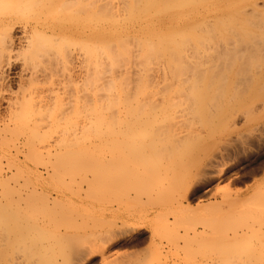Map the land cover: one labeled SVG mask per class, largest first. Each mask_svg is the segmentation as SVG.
Masks as SVG:
<instances>
[{"label":"rangeland","instance_id":"rangeland-1","mask_svg":"<svg viewBox=\"0 0 264 264\" xmlns=\"http://www.w3.org/2000/svg\"><path fill=\"white\" fill-rule=\"evenodd\" d=\"M91 1L94 4L92 15V32L94 42L98 41L97 38L101 35V31H104L106 29V32L119 34V30H122V28L120 27L122 26V21L127 22V20L129 21L137 15V13L136 15L134 13L135 10H138L135 9V6V8H132L131 10L127 8V11H124L125 14L129 12L127 13L129 15L126 14V18H123V16L125 15L122 14V17L121 15H118L119 18L117 17L118 19L115 20L114 17L110 16L113 14H111L106 7L102 6L104 4L103 2L106 0ZM192 1L196 2V0ZM201 1L195 4H191V8H196V5L208 0ZM216 1L218 2H216L217 10L215 11L216 17H214L221 22H214L215 18L214 20L213 18H210L211 20L205 21L204 26L207 24L206 22H209V25L210 21L211 26L213 25V27H211L210 25L209 27L207 25L209 28V32L207 33H210L212 31H210V28L215 29L214 24H218L219 26L220 23L219 27L223 29L224 27H221L222 22L224 23L227 18H229V20L224 24L228 23V25L226 24V27L228 26L227 29H229L227 30L226 27L225 29L230 32L232 25L234 27V18L229 17V15H233V0ZM208 2L207 5L210 6L211 4L209 5ZM1 5L9 7V5L11 4L1 3ZM103 9L107 10L110 13V17H108L107 15L109 13L105 15V11ZM138 14L141 15L140 13ZM223 17H225V19ZM134 19L132 21H134ZM116 21L118 24L116 23ZM113 22H115V24ZM200 22L201 20L199 21V23ZM202 23H200L201 27H198L199 25H195L196 27H198L195 30H192L191 28L190 31L192 30V32L187 30V34L184 33L185 31L182 33H176L175 37L172 36L174 35V33L172 32L160 34L161 37L158 36V33L154 34V36L152 37L153 41L151 42V45H148L146 42H144V46V43L141 44L136 38H126L127 43L125 42L124 44L125 46L129 43L135 44L134 42L131 43V41L135 39V42L138 41L137 43L140 44L136 45V43L135 46L133 44H129V47H134H130L133 50L139 48L137 46L142 45L144 46V48H146L147 45L151 47L155 45L156 47V44L160 43V45H162V49L160 48L161 46L157 45L156 48L159 49L155 48V50L159 53L160 50H162V56L160 55V58V56H158L159 53L157 54L155 52L157 55L154 54L153 59L158 61L159 64H162L166 61L167 57L170 56H164L163 52L164 54H166V52L170 51L172 54L170 52L168 53H170L173 57L176 54L173 55L174 50H172V48L175 49V52L182 51V49H184L185 51L187 49L188 52L191 50V48L193 50L195 49V47H200L199 49H197V51H195L196 53H198V50L200 51V49H204L201 47L202 41L204 42H202L203 44H206L205 41L210 44L209 41L211 39H216L218 37L216 36L217 34L214 35V33L211 32L215 37H212L213 35L211 34L212 36L208 35L210 37H208V39L206 35H204L206 34L205 32L204 34L202 33L204 35H202L203 39L207 38L208 40H203L202 36L198 38L197 33L200 36V31L202 32V30H207L204 29ZM112 24L115 26V29H112L114 28V26L111 28ZM207 26H205V28ZM116 27L118 30L114 32L116 30ZM233 27L231 30H233ZM220 28H218L217 30L221 32L220 34L222 36L225 35L226 37H220L218 31L220 38H217L216 42L225 37L224 39H221V42L225 43L224 40L229 38L228 35H230V33L232 34V32L229 33L224 29L221 30ZM199 29L200 31L198 32ZM121 30L119 34L120 36L122 34H125ZM196 30L197 32H195ZM216 32L217 31H215V33ZM225 32H227L228 34H225ZM170 33L172 34L169 38L168 34L170 35ZM183 33L186 34V36L183 37H187L190 40L185 39L187 40L186 42L183 37H181V35H184ZM193 34L196 36H194ZM163 35L164 37L168 36V38L165 39ZM155 36H157L158 38H156ZM162 37L163 39H160ZM171 38H173L174 40ZM195 38H197L199 41L202 39V41L199 42V45H197L198 41L196 42L197 39L195 40ZM115 39H113V41L115 42L113 43V45L111 43L108 47L106 46L107 48L112 46L110 49H108L109 51H116V49H120L117 46L119 45V41L117 39V41H115ZM159 39L162 41L159 42ZM164 39L166 40V42L164 41ZM169 39H171V42ZM179 39L180 41L184 40L186 44L189 43V40L192 45L189 43L187 45L191 46L185 47L186 44L181 43L182 45H185V48L180 45L181 48L183 47L180 50L179 47L176 46V48L174 46L176 43L178 44L180 42ZM215 39L211 40V46L213 45L212 43ZM192 40H194V42L197 44L193 43ZM128 41L130 42L128 43ZM154 41L156 42V44ZM174 41H176V43H174ZM167 42L170 44V46ZM221 42H219L220 44L217 43V45H215H223ZM123 45L122 48L125 49ZM206 45L203 46L205 47ZM148 46L147 48H149ZM208 46L211 47L210 45ZM96 47L97 46H95V49ZM106 47H102L103 49L101 50H103V52H106ZM165 47L167 48V50ZM144 48L141 49L143 50ZM163 48H165L164 50L166 51H163ZM216 48L219 49V46ZM216 48L214 47V49ZM95 49L94 47L91 48V58H97L99 62L102 60L101 65H103L99 67L101 69L99 71L98 64L95 63L97 60L91 59V61H93L92 64L95 65V67L94 65H92V68H90L92 70L91 72H93V70H98L99 73H101V75L103 76L104 73L107 76L109 75L111 78H109V76L107 78L109 81H112L113 78L107 68H109L110 66L109 70H112V68L115 69L116 67L112 65H115L116 61H113L114 64H112V60L108 59V61L110 62L109 65L107 60H105L104 58L100 60L99 57L101 56V52L98 53L100 49L98 48V51H96ZM214 49H210V51L204 49L205 52L203 53V55L207 53L208 56L213 54L215 56V52L217 51V49L216 51ZM92 50L96 51V53L98 54H93L94 52ZM122 50L120 49L119 53H122L124 55H126V51H129L124 50L125 52L123 51V53ZM202 51L201 53L199 52L201 57ZM107 54L108 52H106L105 55ZM16 55H21L20 57L26 56L25 51L23 53L22 50H17L16 52H14L13 57L15 58ZM98 55L99 57H97ZM19 56L16 60L20 58ZM156 56L161 60H157V58H155ZM208 56L206 58L204 55L205 60L202 57V62L205 65V72L210 73L211 70L208 68L210 66L206 67L209 61L206 64L205 62L209 58L213 59L214 56ZM162 58L165 60H163ZM169 58L170 57H168V59ZM118 59L119 62H121V59ZM172 59L175 60V56L171 58V60ZM94 60L96 61L94 62ZM103 60H105L106 62ZM138 60L139 59H137L136 61ZM36 61L38 62V64H40V66H43V62H45L43 60H41L40 62V59ZM33 63L34 61L32 62V64ZM41 63L43 64L41 65ZM105 63L108 64V67L107 64L105 65ZM227 64L229 66L231 65L230 63ZM33 65H36V63H34ZM38 66L39 65H37V67ZM226 66L227 65L222 66L223 68L219 67L220 69L222 68L221 70L222 72H224L223 75L215 74V77H213L214 75L212 76V74L210 73L212 76V81H215L214 79H219L218 76L220 75L223 76H221L220 78L227 77V80H230L232 78L230 76H232L233 71L232 73L230 71L233 69L229 68L228 66V68H226L225 70ZM93 67L95 69H93ZM102 67H104V69ZM117 67H119V65ZM102 69L105 72H103ZM213 69L216 71L218 68L216 67L215 69L214 67ZM228 69H231L230 71H228L229 73L227 72ZM98 71L96 73L94 72V74H97ZM101 71L103 72V74ZM209 73L206 74L205 77H208L210 75ZM101 75L93 76L92 74L91 76L93 77V79L90 76V82L91 80L93 81V84H91L94 87L93 89L91 84L89 85L91 86L89 87V89H92V92L91 90H89V97H91L89 98V109L87 108L88 110L86 112L90 113V116H87L89 115V113L86 115L90 118H88V121L90 120L89 122L91 124L88 125L91 126L89 127V129H91L90 131H87L88 128L85 131L82 130L81 123H83V121L81 117L85 116V113L84 115H82V109L81 112L79 109H74L76 113L73 110L72 112H74V114L71 112V114L67 115L68 118L64 117V119H62L63 115H66V111H63V113L60 112L61 114L58 111H55L59 108V105L58 107L56 105L57 109L54 108L55 106L51 108L52 113L49 111V109L46 110L47 112L45 111V113L43 111L39 112L37 110L34 111V113H30L33 112L32 110H34L30 109L28 113V115L30 116L26 115V112L28 111V109L26 108L25 110H23L24 112H21L22 109H18L19 112H16L15 110V112L13 113L11 111L9 112V110L1 106L0 113L2 115L0 114V117H2V120H6L4 123L6 124L5 126L7 128L1 121L0 264H209L212 263L213 260V264H220V261L222 262L224 260L225 254V258H227L228 255V258L231 259H225L228 264H235V262L236 264H242L243 262H245L243 264H247L248 262L255 264L258 257L256 258L254 256L264 255V109L261 110L260 107L264 105V76L262 74L256 76L251 82L248 94L243 97L244 108V105L246 103L251 104L253 107L255 106L254 108L252 107V110L250 107V112H248L249 110L247 107L245 109L242 108L244 109L243 111L248 110L247 112L249 114L252 113V116L251 114L250 116L248 115L249 119L252 118V120L249 121L248 124L243 123V120L245 119L244 114L246 113V111L243 112L241 110L237 113L236 109L233 106L235 94L234 88L232 90V88L229 87L230 84H233V82L230 81V83L228 84L229 86L227 85L228 87L226 86V90L223 89L222 92H220L221 94L211 93L208 98L205 97L207 100H205V98L203 99L201 103L203 106L200 105L199 108L196 106L192 109L188 108L183 112V116H180L181 119L174 118L176 119L177 123L174 120V122L172 121L174 125L170 124L167 129L163 128L161 133L159 132V134H162L161 136H164L165 134L166 138L163 137L159 138L162 140L158 139L157 141H152V143L154 144L153 145L151 142H146V140L149 141L148 138H145L146 136L144 137L146 139L144 141L143 136L145 134H143L142 130H140L139 132H142L143 136L141 135V138L143 141L138 140L139 136L134 135L138 132V129H133L132 127H130L129 129H127L128 131L126 129L124 130V127L126 126L123 122L124 113L122 111L118 112V110H121L122 106L118 104V106L115 105V103L119 102V96L123 94L121 92V88H119L121 87V84L120 86L117 85V80V83L116 81L114 83L118 87L116 90L118 95L114 94L118 97L115 98V96L113 95V92L116 93V91L114 90L110 95V98L114 100L117 99L114 103V100H110L108 96L109 92L112 90V88H110L111 83L107 81L106 75L104 76L106 78L105 80L102 78L103 76L101 77ZM94 77H97L96 80L99 81L95 82L96 80L94 79ZM208 78H210V76ZM106 81L107 83H110V85L107 84ZM99 82H102L101 84L103 87H108L109 85L107 89H111L107 90L108 93L106 97H108V102L110 100V102L112 101L111 103L114 104V106L111 107L112 109H115L117 107V109L112 112V115L110 113L111 108L109 107V111L107 108L109 103H105L106 97L102 96L105 97V101L102 97H100L101 95L106 94L104 91V94L101 92L102 89L99 88V85L101 87V84ZM16 86V84H13L11 86V90H13V92L10 90L13 94L9 93V96L11 95L12 102L16 101V99L18 98V96L16 97V90L21 92V90L17 89L19 87ZM97 88L101 90L98 91ZM103 89L105 90L106 88ZM20 92H18V94L21 95ZM42 93L36 96V98L40 95L42 97L40 96L39 98H44L45 94ZM44 93H46L47 95V92ZM95 93L99 96H95ZM99 93L102 94L100 95ZM12 95H15L14 98H12ZM211 96H215V100L213 98H209ZM216 96L219 98H217ZM121 99L122 95L120 97V100ZM34 100L36 99H33V102ZM219 101L220 103H218ZM35 102L37 103L38 101ZM204 103L207 104H205V107ZM105 104L107 105V107L105 106ZM120 104L122 105L121 101ZM3 105H5V103H3ZM105 107L106 109L104 110ZM31 108L36 109V106H32L31 104ZM102 110L104 111L102 112ZM114 112L116 113L115 118H113ZM58 113L60 114L59 116L61 118H59V116L57 115ZM109 113L110 115H108ZM15 114L17 115V117L15 116ZM53 114H55L56 117L58 116V123L55 121L57 118L53 120V118L55 117V115ZM75 114L79 115L77 116ZM34 116H36V118ZM101 116H103L102 119ZM133 116L139 118L137 115L135 116V113H133ZM110 117H112V120L110 119ZM164 117L160 116L159 118ZM35 119H37L39 122L35 121ZM60 119L63 121V123ZM66 119H72V121L69 120V122ZM113 119H115L114 125H112ZM167 119L169 120V118L167 117L166 119H164V122H167ZM77 120L78 122H80L78 123ZM74 121L75 123L77 122V125H75ZM40 122L42 123L40 124ZM67 122H69L68 125H65L67 124ZM91 122L94 123L92 124ZM49 123H51L52 125ZM70 123L75 127H78L76 129L72 126L74 130H77L74 132H78L80 125L81 128L79 130L81 131L78 133L80 135H86L80 137L81 139L83 137V141L81 139L77 141L74 140V144L73 142L71 143V141L69 143L58 142L61 137V135L59 134L60 129H70ZM148 124L149 126H151L150 122ZM154 124L155 123H153V125ZM44 125L47 127H45ZM61 125L63 127H61ZM110 125H112L113 127ZM28 126H30V128H28ZM38 126L40 127L38 128ZM105 126L107 127V130ZM121 126L124 127L121 128ZM110 127L112 129H108ZM155 127L156 126H154V129ZM103 128L108 132V134H106L107 132ZM94 129H96L95 131L97 133L99 132L98 135H95L97 133H95ZM148 129H151V131H155L152 130V127H148ZM110 130L111 132H113L111 133ZM129 130L132 133L134 132V134L131 135ZM134 130H137V132ZM167 130L170 134L167 133ZM41 131H44V133L42 134ZM57 131L58 133L54 134V132L56 133ZM30 132L32 134H30ZM139 132L137 133V135L141 134H139ZM171 132L174 135L171 134ZM64 133H66V131L63 132V135ZM129 134L131 135L133 145L136 144L141 149L137 148L136 150L137 146L134 145V147L133 145H128L130 140V137L128 138ZM159 134L158 137L160 136ZM167 134L168 136H170L167 137ZM4 137L6 138L4 139ZM256 137H259L260 139ZM52 139L55 141V143ZM48 141L50 142V145ZM51 141H53V144H51ZM56 141L59 144L56 143ZM144 142H146L147 144ZM46 144L48 146H46ZM141 144L142 146L144 144L146 145L142 147L140 146ZM235 146L237 148H235ZM3 155L5 157H3ZM17 167L19 169L21 168V171L18 170ZM202 177L204 179H206L207 177V179L209 180L204 183L205 185L203 187L202 185H200V183L204 180ZM194 188L199 189L196 192H193ZM1 203L3 204V206ZM218 208H220V210ZM218 213L219 215H216ZM166 218L169 221L166 222ZM220 222L222 224H220ZM139 223L144 226L139 231V233L144 234L142 242H139L138 244H128L129 240L132 237L139 235L137 233H134V231L132 230V227ZM249 224H252L251 226H254L255 228L249 227ZM227 225L230 227L227 228ZM240 225L243 226H241V229H243V231L246 230V233H244V235L242 234L243 232L240 233V236H237L238 240L235 239L236 237L232 238L231 240L230 236H232V232H234L232 231L233 228L234 230H238L239 232H241L240 227H238ZM248 227L251 229H249ZM193 228L197 229V233L193 231ZM228 237L230 240H228ZM221 247L225 249L222 250ZM233 247L235 248L233 251L236 252L238 257H236L237 255L233 253ZM239 247L241 248V250L242 247H246L247 252L246 250L245 253L242 252L244 250L239 251ZM228 248H232L231 251ZM238 251L240 252L239 254L243 256L240 257ZM229 254H231L232 256H230ZM222 257L223 259H221ZM247 259L248 261H246ZM215 260L217 261V263ZM229 261L232 263H230Z\"/></svg>","mask_w":264,"mask_h":264},{"label":"bare ground","instance_id":"bare-ground-1","mask_svg":"<svg viewBox=\"0 0 264 264\" xmlns=\"http://www.w3.org/2000/svg\"><path fill=\"white\" fill-rule=\"evenodd\" d=\"M116 1L115 0L114 1L106 0L103 2L104 4L102 6L106 7L108 9V11L111 14H113V15H110V13L107 10L103 9L105 11V15L107 13H109V14H107L108 17L112 16L115 18V20H117L119 18L118 15H121V17H122V14H124L125 16H123V18H126V16L129 15V14H127L129 12H127L126 13L127 15H126L124 11H127V8L131 10L132 8H135V6H136L135 9H138V10H135L134 13H135V15L137 13V15L135 16L133 14L135 17L132 16L133 19L135 18L136 20L134 19V21H132L133 19H131L129 21L127 20V22L122 21V23H121L122 26H120L122 28V30L120 29V27H119V29L127 35L121 33L122 35L120 36L119 35L120 30H119V34H118V33H113V32H111V33L106 32L107 29L106 30L103 29L104 31H101V35L97 38L98 41L94 42L93 32H92V15H93V5L94 4L92 3L91 0H10V1L0 0V108H1V106L5 107V109L9 110V112L11 111L13 113L15 112V110H16V112L17 111L19 112L18 109H22L21 110V112H22L26 108V109H28V111L26 110L27 111L26 115H28L30 109L31 110L34 109V110H32L33 112H30V113H34V111H36V110L39 112L43 111L45 113V111L48 109L52 113L51 108H53L55 106L54 108L57 109V107L59 105L60 109L58 108L55 111H58L59 113L60 112L63 113V111L64 112L66 111V115H63L62 119H64V117L68 118L67 115L71 114V112L74 109H76V110L79 109L80 112L82 109V111H83L82 115H84V113H85V116H83L84 118L81 117V119L83 121V123H81L82 124V130L85 131L88 128L87 131H90L91 129H89V127H91V126H88V125H91V124L89 122L90 120L88 121L89 117H87V116H90V113L88 112L89 115H87L88 113H86L87 110L89 109L88 108L89 98L91 97V96L89 97V95H90L89 90H91V92H92V89H89V87H91V86L93 87V85H92L93 81L91 80V82H90V79L91 78L93 79V77L91 76L92 74H93V76H95V75L100 76L101 75V73H99V71L101 70L99 67H101L103 65V64L101 65V63H102L101 59L104 58L105 60H107L109 65H110V62L108 61V59L112 60V64H114L113 61H116L115 65H112V66H115L116 68L115 69L112 68V70H109L110 66H109V68H107L108 64L105 63V65L107 64L106 68L108 69L110 75L113 78V80L110 79L113 81V85H112V81H109L107 78L109 75L107 76L104 73V76L106 75L107 81L110 82L112 86L110 85V83H107V81H106V83L110 85V88H112V90L107 89L109 87V85H108V87L107 86L103 87L101 84L102 82L101 83L99 82L101 84V87L99 85V88L102 89L101 92L103 94L105 92V94H106V95H101L102 93L101 94L99 93L101 95L100 97H102V96L106 97L107 93H108L107 90H111L108 94V96L110 98L111 97L110 95L112 94L111 92H113V90L116 91L118 88L117 85L120 86V84H121V87H119V88H121V92L123 93V94H121L122 99L120 100V97H121V95H120L118 98L119 102L115 103L117 99L114 100V99L110 98V100H112V101L114 100V103L116 106H118V105L122 106L121 110H118V112L122 111L124 113L123 122L125 123L126 126L125 127L121 126V128L124 127V130L125 129L127 130L130 127H132L133 129H138V132L140 130L143 131V134H145L144 136L142 135V132H139V134L140 133L141 134L137 135V133H138L137 130H134L137 132V133L135 132L136 134H134V132L133 133L130 132V130H129L131 135L134 134L136 136H139L140 139L138 138V140L143 141L141 137L143 136V138H144L146 136L145 138L146 139L148 138L149 141H147L145 138H144V141L146 140L147 143L148 142L152 143V141H155V140L157 141L159 138H163V137L166 138L165 134H164V136H161L162 134H159V132L161 133L163 128L167 129L170 126V124L171 125L173 124L172 121L174 122V120L176 121L177 118H180V116H183V112L186 111L188 108L192 109V108H195L196 106L199 108L200 105H202L201 103H202L203 99L205 97L208 98V96L211 95V93L222 92L223 89H225L229 86L228 84L230 83V81L233 82V84L232 85L230 84L229 87H231L232 90L234 88L235 96H234V100H233L234 101L233 106L236 109L237 113L241 110L243 111L246 107L248 108V110L251 107V110H252L253 106L249 103H246L244 105L245 108L243 107V97L248 94V92L250 90L251 82L254 80V78L260 74H262L264 76V0H233V9H232L233 15L232 14H231L232 16L229 15V17L234 18V20H233L234 27L232 25L233 23L231 24L233 27V30H231L232 27L230 26L231 27L230 32H232V34L229 31H227L229 28L227 29L228 26L226 27V24L228 25V23L224 24L226 21L229 20V18H227V20H225L224 23L222 22L221 27H224L223 29L224 30L227 29L226 31L230 33V35H228L229 38L224 40L225 43H222L221 39H224L226 37L225 35H223L225 37L221 38L220 41L218 40V42H216L217 38L219 39L220 37H223V36L220 34L221 32L219 30H217L218 28H220L219 27L220 23H219V26H218V24L217 25L214 24L216 30L210 28V31L212 30L211 32L214 33V35L217 34L216 36H218L216 39L213 38V39H215L214 40L215 43H214V41L212 43L214 46L213 45H212L213 47L211 46V42H212L211 40H213V39H211L209 41L210 44L207 43V41H205V43L210 45L212 48L206 44H203L204 42L202 41V39H203L204 35H206V37L208 38L209 37L208 35L212 34L211 32L207 33V32H209L208 26L209 25L211 26V21H210L209 25H208L209 22H206L207 24L205 26L208 25L206 28L204 26V23H205V21L211 20L210 18H213V20H214V18L216 17L215 16L216 15L215 11L217 10L216 2H218L216 0H208L209 2L204 0L205 2H203V3H206V4L201 3L202 5L198 4V5H196L197 7L193 6L196 8H191L190 5L193 3L195 4L197 2H200L201 0H196V2H193L192 0H190V1L189 0H120V1L118 0L117 2ZM207 2L209 5L211 4L210 5L211 7L207 5ZM1 3H9L11 5H9V7H7V6L1 5ZM104 7H102V8H104ZM137 7H139V8H137ZM188 7H190V8H188ZM138 13H140L141 15H139ZM26 16H28V17H26ZM223 18L225 19V17H223ZM200 20H201L200 23H202L204 21L202 23L203 27H204V29L208 30V31L202 30V32H201L200 29H202L203 27L198 30V32L200 31L199 33H201L200 36L197 33L198 38L201 37L206 32V34H204L202 36V39L200 38L201 39L200 41L203 42V43L201 42V44H202L201 47L206 49V50L209 48L213 50L214 47L216 48L219 46V49L216 48L217 51H216V49H214L216 51L215 56L213 53H212L213 55H209V56L207 53L204 54L206 58H207V56L208 57L214 56V58H215V59L209 58L210 60L209 59L206 60L205 64L209 61L208 65H206V67L210 66V67H208L211 70L210 73L212 74V76L214 75L213 77H215V74H222L223 75L224 72H222V70H221L223 68L222 66L227 65L225 67V70H226V68H228V66H229L227 63H230L231 65L229 66V68L233 69V70H231V69L227 70V72L231 70L230 71L231 73L233 71L232 76H230V77H232L230 80H227V77L226 78H220L222 76V75H220V76H218L219 79H217V80L214 79L215 81H212V79H211L212 76L209 72L208 73L210 74L209 75L210 78H208L209 76L205 77L206 74H208V73L205 72V70H206L204 68L205 65L202 62V57L204 59V55H203V53L205 52L204 49H202L204 51H202L201 49H200V51L198 50V53H196L195 51H197V49H199L200 47L199 48L195 47V49H193V50L191 48V50L188 52H187V49H186V51L184 49H182L185 45H182L181 43H185V41L187 42V40H185V39H189L187 37H183V36H186V34H187L186 31L187 30L190 31L191 28H192V30L193 29L195 30L196 28L201 27V25L199 23ZM215 21L217 23V21H219V20L215 18L214 22ZM219 22H221V21H219ZM113 23L115 24V22H113ZM116 23H117V21H116ZM108 25H106V26H108ZM195 25L196 26L199 25V26L196 27ZM229 25H230V22H229ZM113 26L114 25L112 24L111 28ZM216 26H217V28H216ZM211 27H213V25ZM225 27H226V29H225ZM106 28H108V27H106ZM112 29H115V26ZM220 29L223 30L222 28H220ZM117 30L118 29L116 27V30L114 32H116ZM192 30L190 32H192ZM214 30L217 32L215 33ZM218 31H219L220 37H219ZM169 32L174 33V35H172L173 37H175L176 33H182V32L186 33V34L183 33L184 35H181V37H183V39L185 41L184 40L180 41V39H179L180 42L178 43L179 44V46H178V44L176 43V41H177L176 40L177 37H176V39H175L176 41H174V43H176L177 45L173 44L175 47L176 46L179 47L180 50L182 49V51H178V49H177L178 52H175V49L172 48V50H174L173 55L174 54L177 55V56L174 55L175 60L174 59L171 60V58H173L174 56L172 57V55H171L172 53L170 51H168V52H170L171 54L168 52H166V54H164V52H163L164 56L170 55V56H168L170 58L168 59V57L166 56L168 60L166 59V61L164 63L159 64L158 61L153 59L154 54L157 55L159 53L158 51L155 50L157 45L161 46L160 48L162 49V45H160V43L156 44V42H155L157 40L156 38H158V37L157 36H155L156 38L154 37L156 39L154 41L156 44V47H155V45L153 47L148 46V45L149 44L151 45V42L153 41L152 37L154 36V34L158 33L159 34L158 36L161 37L160 34L169 33ZM195 32H197V30ZM222 32H224V31H222ZM227 32H225V34ZM172 33H170V35L168 34L169 38L171 37ZM214 35L212 37H215ZM168 36L164 37V35H163V37L165 39L168 38ZM194 36H196V35H194ZM163 37L160 39H163ZM115 38L119 41L118 42L119 45H117V46L121 50L123 49L122 52L124 50H129V51H126V53H125L126 55L119 53L120 49H118V50L116 49V51L115 50H112V51L108 50L112 46L109 48H107V47L111 43H112V45H113V43H115L113 41V39H115ZM126 38H129V39L136 38L141 44L146 42L148 44L147 46L149 48H147V46H146L147 49L144 48V46H145V43H144L143 44L144 46H142V45H141L142 47L137 46L139 48L132 50L131 48H134V47H132V46H130L131 48L129 47V44H130L129 42L131 40L128 41V43H129L128 45L126 44V46L128 47L127 48L124 44L127 41ZM207 38L206 39L204 38V39L208 40L210 37L208 39ZM116 39H115V41H117ZM160 39L158 40L159 42L162 41ZM165 39H164V41L166 42ZM171 39H173V38H171ZM171 39H169L170 42H171ZM196 39L197 38H195V40ZM169 40H168V42H169ZM189 40H188V42L190 43ZM135 41L136 40L133 39V41H131V43L134 42L136 44L138 42V41L137 42H135ZM192 41H193V43H195L194 40H192ZM200 41L197 39L196 42L198 44L197 43H195V44L199 45ZM121 42H123V43H121ZM219 42H221L223 45L216 46L217 43H219ZM140 43H137L136 45H138ZM189 43H187V44H189ZM116 44H117V42H116ZM132 44H130V45H132ZM135 44H133V45L135 46ZM187 44L185 47L192 45L191 43H190L191 45H187ZM122 45L125 47V49L122 48ZM163 45H165V44H163ZM168 45L170 46L169 43H168ZM180 45H182L183 47L181 48ZM203 45H206L208 47H206V46L204 47ZM95 46H97L96 49H95ZM92 47H94V49L96 51H98L100 49V51H98V53L101 52V56L100 57H99V55L97 56L101 60L100 62L97 60V58H94V57L91 58V48ZM102 47H106V50H107L106 52H108L107 55H105L106 54L105 51H104L105 52V54H104L103 50H101V49H103ZM140 47L144 48L145 50L144 49L142 50ZM165 48H163V51L167 50V48H166V50H164ZM156 49H159V48H156ZM189 49H190V47H189ZM210 49L207 51H210ZM17 50H22L23 53L25 51V55H26V56L22 55L23 57H20L21 55L20 56L18 55L20 57V58H18L19 61L16 60L18 57L17 55L15 58L13 57L14 52H16ZM130 50H131V52H130ZM92 51L94 52L93 54H98V53H96V51H94V50H92ZM161 51L162 50H160V53H161ZM201 51H202V54H201L202 57L200 56ZM160 53L158 56H160V55L162 56V53L161 54ZM93 54H92V56H93ZM161 56H160V58H161ZM118 58L121 59L120 60L121 62H119ZM155 58H157V56ZM160 58H157V60L159 59V61H160L161 60ZM39 59H40V62H41V60L46 62V64H45V62H43L45 66L44 65L40 66V64H38V62L36 60H39ZM91 59L97 60V61L94 60V62L96 61L95 63L98 64V68H99V71L97 70L98 71L97 74H94V72L95 73L97 72L96 70H93V72H91L92 70L90 68H92V65H94V64H92L93 61H91ZM137 59H139V60L136 61ZM105 60H103V61H105ZM163 60H165V59H163ZM33 61H34V63H36V65H33L34 63L32 64ZM43 63H41V65ZM37 65H39V66L37 67ZM90 65H91V67H90ZM118 65H119V67H117ZM213 66L215 67V69L217 67L218 68L217 70L220 69L219 67H222V68L219 71H217V70L215 71L213 69L214 68ZM94 67H95V65H94ZM94 67H93V69H95ZM211 67H212V69H211ZM102 68L104 69V67H102ZM103 69H102V71H103ZM103 72H105V71H103ZM103 72H102V74H103ZM225 74H227V73H225ZM90 76H91V78H90ZM102 76L103 75H101V77ZM104 76L102 78L105 80L106 78ZM109 78H111V77L109 76ZM94 79L96 80L97 77H94ZM116 80L118 81V83ZM98 81L96 80L95 82H98ZM115 81H116L117 85L114 84ZM99 83H97V84H99ZM103 83H105V82H103ZM13 84H16L17 85L16 87H19L17 89L21 90V92L16 90L15 93H17L16 97L18 96V98L14 102H12V100H11V95L9 96V93L13 94L12 93L13 90H11V86ZM90 84H91V86H89ZM97 84H96V86H97ZM103 85H105V84H103ZM103 88H106V89L104 90ZM93 89H94V87H93ZM101 89H98V91H100ZM17 91L20 92L21 95L18 94ZM44 92H47V95ZM40 93L45 94V96L43 95L44 98H39L41 96L40 95L39 97H37L39 99H37L36 96H38ZM114 94L116 95L117 91H116V93L113 92V95ZM96 95L99 96L98 94L95 93V96ZM214 95H216V94H214ZM14 96L12 98H14ZM212 96L209 98L214 99L215 96L214 97H212ZM105 97H102L103 100ZM116 97H118V96H115V98ZM107 98L108 97H106V101L104 100L105 103L108 102ZM217 98H219V97H217ZM33 99H36V100H34V102L38 101L37 102L38 104L36 102L34 103ZM110 100L108 102L109 103L108 107L106 105L108 103L105 104V106L108 108V111H109V107L111 108L112 106H114V104L111 103L112 101L110 102ZM205 100H207V99L205 98ZM120 101H121L122 105L120 104ZM3 103H5V105H3ZM218 103H220V101ZM31 104H32V106H36V109L31 108ZM205 104L206 103H204V107H205ZM56 105H57V107H56ZM219 105H221V104H219ZM106 107L104 108V110L106 109ZM260 107H261V110L264 109L263 108L264 105H262ZM242 108H244V109H242ZM113 109L111 108V111H110L111 115H112V112L117 109V107L114 110ZM104 110H102V112ZM251 110H249L248 112H250ZM53 111H54V109H53ZM245 111H243V112H245ZM247 111H246V113H248ZM132 112L135 113V116L137 115L139 118L134 117ZM188 112H189V110H188ZM59 113L57 114L58 116L61 114V113L60 114ZM72 113L74 114V112H72ZM75 113H76V111H75ZM110 113L108 115H110ZM246 113L245 114L243 113L245 116L244 117L245 119L244 118H243L244 120L242 119L244 124H248L249 121L252 120V118H250V119L248 118V115L250 116V114H251V116H252V113H250V114L249 113L246 114ZM115 114L116 113L114 112V117L112 116L113 118H115ZM11 115H12V113H11ZM38 115H39V113H38ZM53 115H55V114H53ZM75 115L78 116L79 114H75ZM99 115H101V114H99ZM241 115H242V113H241ZM246 115H247V117H246ZM15 116L17 117L16 114H15ZM28 116H30V115H28ZM40 116H42V115H40ZM160 116H163V117L165 116V117L159 118ZM34 117L36 118V116H34ZM43 117H44V115H43ZM57 117L55 115L53 120L56 119ZM102 117L103 116H101V119H102ZM112 117H110V119ZM167 117L169 118V120L167 119V122H164L165 121L164 119H166ZM239 117H237V118H239ZM1 118L2 117H0V122L2 121L4 123L6 120H4V119L2 120ZM48 118H49V115H48ZM59 118H61V117L59 116ZM174 118H176V119H174ZM184 118H183V120H184ZM32 119H33V117H32ZM69 120H67V121H69ZM114 120L115 119H113L112 125H114V123H115ZM35 121H38V120L35 119ZM49 121H50V119H49ZM55 121L56 122L59 121L58 118ZM70 121H72V119ZM38 122H37V125H38ZM69 122H67V124H65V125H68ZM77 122H78V120H77ZM109 122H110V120H109ZM149 122H150L151 126H149V124H148ZM41 123L42 122H40V124ZM46 123H45V125H46ZM62 123H63V121H62ZM74 123H75V121H74ZM76 123H75V125H77ZM124 123H122V124H124ZM153 123H155V124L153 125ZM176 123H177V121H176ZM49 124H51V123H49ZM3 125L5 126L6 124L4 123ZM37 125H35V126H37ZM112 125H110V126H112ZM42 126H43V124H42ZM47 126H48V124H47ZM47 126H45V127H47ZM56 126H57V124H56ZM72 126L76 129L78 128V127H75L74 125L71 124L70 129L67 128L68 130H65L66 129L65 127H64L65 128L64 130H63V128L60 129L59 134L61 135L60 140H62V141H60L58 139H56V140H58V142H60V143H62V142L63 143L68 142L69 143L71 141V143L73 142V144H74V140L77 141V140L81 139L80 138L81 136L85 135V134L80 135L78 133L81 131V130H79L81 128L80 125H79L78 132H74L77 130H74V128ZM154 126H156L155 129H154ZM32 127H33V125H32ZM32 127H31V131H32ZM39 127L40 126H38V128ZM61 127H63V126L61 125ZM95 127H93V128H95ZM148 127H150V128L152 127V130H155V131H151V129H148ZM28 128H30V126H28ZM103 129H101V130H103ZM108 129H112V128L110 127ZM0 130H2V129H0ZM33 130H34V128H33ZM61 130H62V134H61ZM95 130L96 129H94V131ZM106 130H107V127H106ZM168 130H167V133H169V131H170V130L169 131ZM65 131H66V133H64V135H63V132H65ZM68 131H70V132H68ZM0 132H2V131H0ZM110 132H111V130H110ZM41 133L43 134L44 131L43 132L41 131ZM57 133H58V131L56 133L54 132V134H57ZM95 133H97V132L95 131ZM115 133H116V131H115ZM120 133H121V130H120ZM30 134H32V133L30 132ZM98 134H99V132L95 135H98ZM106 134H108V132ZM130 134H129L128 138L130 137L129 139L131 140ZM158 134L160 135L159 137H158ZM171 134H173V133L171 132ZM257 135H259V134H257ZM169 136L167 134V137H169ZM15 137H16V135H15ZM33 137H34V135H33ZM2 138H3V136H2ZM5 138L6 137H4V139ZM24 138H22V139H24ZM47 138H48V136H47ZM53 138H54V136H53ZM87 138H86V140H87ZM165 138H164V140H165ZM256 138H259V137H256ZM82 139H83V137H82ZM0 140H1V138H0ZM54 140H55V138H54ZM130 140H129L128 145L129 144L133 145V141L131 140V142H132L131 143ZM135 140H136V137H135ZM159 140H162V139H159ZM53 141H51V144H53L52 143ZM117 141H119V140H117ZM117 141H116V143H117ZM252 141H253V139H252ZM58 142L56 141V143H58ZM136 142H134V143H136ZM146 142H144V143H146ZM239 142H240V140H239ZM261 142H262V140H261ZM54 143H55V141H54ZM154 143H156V142H154ZM13 144H14V142H13ZM146 144H144V145H146ZM234 144H237V143H234ZM20 145H21V143H20ZM49 145H50V142H49ZM66 145H68V144H66ZM134 145L137 146L136 144H134ZM149 145H151V144H149ZM149 145H147V146H149ZM43 146H44V144H43ZM46 146H48V145L46 144ZM140 146H142V144ZM13 148H15V147H13ZM17 148H19V147H17ZM137 148H140V147L137 146L136 150H137ZM235 148H237V147L235 146ZM138 152H140V151H138ZM233 152H235V151H233ZM3 157H5V156L3 155ZM16 160H17V158H16ZM20 169L18 168V170H20ZM206 181H209L207 179V177H206V179H204L200 183V185H202V187H203L205 185L204 183H206ZM200 185H199V187H200ZM194 189H193V192H196L199 188L198 189L196 188L195 190ZM224 199H225V197H224ZM237 199H239V198H237ZM2 206H3V204H2ZM204 207H205V205H204ZM218 209L220 210V208H218ZM182 210H183V208H182ZM216 215H219V213ZM215 218H217V217H215ZM166 219H165L166 222L169 221L168 219L167 220ZM227 220H228V218H227ZM220 224H222V223L220 222ZM249 225H250L249 227L255 228L254 226L253 227L251 226L252 224H249ZM241 226L242 225L238 226V227H240L241 232H239L238 230H234V228H233L232 231H234V232H232V236H230L231 240H232V238H235V237H236L235 239H237V236L242 232H243L242 233L243 235H244V233H246L245 232L246 230L243 231V229H241ZM142 227H144V226H142L141 223L136 224L132 227L133 228L132 230L134 231V233H137L139 235L136 234L137 236L132 237L129 240L128 244L129 243H133V244L137 243L138 244L139 242H142L144 234L139 233V231ZM208 227H211V226H208ZM229 227L230 226L227 225V228H229ZM245 228H246V226H245ZM251 228H249V229H251ZM196 230L197 229L193 228V231H195V233H197ZM210 232H211V230H210ZM217 232H219V231H217ZM120 236H122V235H120ZM228 240H230L229 237H228ZM257 241H259V240H257ZM218 242H220V241H218ZM218 242H217V244H218ZM232 244H234V243H232ZM221 248H222V250L225 249V248L223 249V247H221ZM253 248H255V247H253ZM226 249H227V247H226ZM231 249H229V250L231 251ZM234 249L235 248L233 247L232 251ZM263 249H264V246H263ZM240 250H241V248L239 247V251ZM242 250H244V251H242ZM242 250L241 251L244 253H245V250L247 252L246 247H244V248L242 247ZM239 251H238V254L240 253ZM223 253H225V252H223ZM233 253L236 254V252H234V251H233ZM229 255L232 256L231 254H229ZM249 255H248V257H249ZM225 256H226V254H225ZM225 256H224V260H223L224 262L222 261L223 262L222 263L220 261V264L221 263L224 264L225 262H227V261H225V259H229L228 255H227V258H225ZM241 256H243V255H240V257ZM236 257H238V255ZM254 257H256V258L258 257L255 264H264V255H261V256L255 255ZM221 259H223V257ZM229 260H231V259H229ZM241 260H242V258H241ZM246 261H248V259ZM213 263H214V260L212 261V263H209V264H213ZM216 263H217V261H216ZM230 263H232V262H230ZM238 263H239V261H238ZM243 263H245V262H243ZM206 264H208V263H206ZM225 264H228V262ZM235 264H236V262H235ZM247 264H252V263L248 262Z\"/></svg>","mask_w":264,"mask_h":264}]
</instances>
